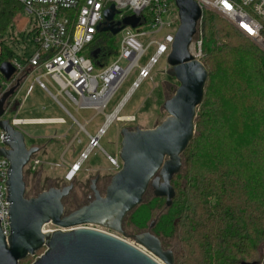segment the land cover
I'll return each mask as SVG.
<instances>
[{
	"label": "water",
	"instance_id": "95a60500",
	"mask_svg": "<svg viewBox=\"0 0 264 264\" xmlns=\"http://www.w3.org/2000/svg\"><path fill=\"white\" fill-rule=\"evenodd\" d=\"M175 5L180 25L167 61L171 69L168 74L179 87L164 103L167 120L150 130H121L122 167L111 178L104 195L92 186L94 199L90 204L66 214L64 201L75 189L73 183L27 197L25 169L40 149L29 148L23 131L3 119L5 103L15 88L0 100V129L6 133L3 142L7 146L0 149V156L10 162L6 185L11 227L6 238L0 224V264H19L43 248L45 253L34 264H175L174 252L152 233L163 212L146 232L126 236L124 231L127 218L144 203L149 191L154 198L165 200L164 212L173 207L172 181L183 171V155L196 135L197 112L210 78L204 64L193 53L194 38L203 17L201 6L195 0H175ZM115 14L111 6L98 31L116 36L126 27H138L140 19L136 17L114 23ZM97 54L98 51L92 53L94 57ZM0 72L10 79L15 69L4 62ZM48 225L55 229L45 232ZM99 228L130 237L136 245Z\"/></svg>",
	"mask_w": 264,
	"mask_h": 264
},
{
	"label": "trees",
	"instance_id": "16d2710c",
	"mask_svg": "<svg viewBox=\"0 0 264 264\" xmlns=\"http://www.w3.org/2000/svg\"><path fill=\"white\" fill-rule=\"evenodd\" d=\"M21 10L16 0H0V36L7 33ZM198 33L201 62L210 77L195 121L200 133L183 155L182 173L172 181L173 207L160 216L152 233L160 240L177 236L175 264L260 263L264 249V148L251 150L250 145L258 141L254 137L236 147L224 146V137H217L212 130L203 132L202 127L214 111L208 90L217 76L225 81L220 86L227 99L251 97L258 89L264 93V53L251 44H240L238 38L245 37L210 11L203 13ZM112 37L100 32L91 47L89 57L97 68L118 54L110 43ZM95 51L96 57L92 55ZM14 57L13 50L1 42L0 66ZM255 102L253 98L251 109ZM164 206V199L152 197L135 209L128 221L144 230L154 212Z\"/></svg>",
	"mask_w": 264,
	"mask_h": 264
},
{
	"label": "built area",
	"instance_id": "2783aa9c",
	"mask_svg": "<svg viewBox=\"0 0 264 264\" xmlns=\"http://www.w3.org/2000/svg\"><path fill=\"white\" fill-rule=\"evenodd\" d=\"M16 1L22 5L23 12L30 19L31 33L29 34L32 35L30 43L33 52L29 57L25 55L20 57L13 51L15 57L8 63L14 67L15 73L10 79H6L0 72L3 78L0 82V100L9 90L15 88L14 94L5 103L6 114L9 111L19 114L24 107L27 96L32 90L29 89L26 92L23 100L20 99V93L28 78L33 74H39L34 78L33 84L38 85L66 114L69 112L59 98L66 101L77 112L94 110L97 115L105 114L108 105L133 70L137 69L139 75L133 83L131 92L151 76L152 68L163 56L170 54L179 27L180 18L176 5L172 8L175 0ZM195 1L200 4L203 13L210 11L223 17L237 32L264 49V0ZM111 6H114L116 10L113 16L114 23L121 22L127 17L139 18L140 22L134 29L126 27L121 31L123 37L115 59L106 66L97 68L85 52L90 54L93 51L91 47L100 33L98 27L103 26L105 12ZM164 30L168 32L164 38L156 39V36ZM142 39L149 40L147 46L141 42ZM148 48H155V53L150 57L149 63L142 67L140 61L146 55ZM202 49V41L199 40L193 52L198 60L202 57ZM46 82L51 86L55 84L53 87L56 94H53ZM128 96L122 100L112 114L105 115V123L96 135L88 134L89 146L80 155L79 160L71 166L69 174L72 176L70 175L67 180L70 181L75 177L95 149H101L100 141L108 132L109 126L113 123L124 122L120 120L118 110L122 109ZM46 109L43 107L44 111ZM116 113V118L110 119ZM136 119L130 116L125 122L134 123ZM7 120L16 130L20 131H23L20 127L24 125L66 124L62 119L22 120L15 117ZM73 120L79 125L75 118ZM90 122L87 121L84 125H80V131H86V126ZM5 135L6 133L0 129V149H7L3 142ZM78 142L82 143L80 140ZM114 159L111 156L108 157L115 169L119 171L122 163L117 157ZM42 165L43 163L34 156L27 168L30 172L36 173ZM9 168L8 159L0 156V224L6 238L11 234L10 202H7L9 193L6 185L9 180L7 175ZM45 230L47 232L46 227Z\"/></svg>",
	"mask_w": 264,
	"mask_h": 264
},
{
	"label": "rangeland",
	"instance_id": "374dc122",
	"mask_svg": "<svg viewBox=\"0 0 264 264\" xmlns=\"http://www.w3.org/2000/svg\"><path fill=\"white\" fill-rule=\"evenodd\" d=\"M173 5L172 8L175 7V4ZM219 17L225 23L229 24L226 19L221 16ZM29 33H31L30 19L23 12V10H21V12L14 19L12 26L9 28L7 33L4 36H0V43L2 42L7 45L20 57H24V55L25 57H29L33 52V47L30 43L32 41V35ZM166 33L168 32L165 30L162 31V33H159L156 36V39L162 40ZM197 35L193 42V52L196 50V44L200 40L197 38ZM122 37L123 34L120 32L118 35L111 38L113 40L110 43H112V47H114L118 52L121 46L120 42ZM148 41L149 40L147 39L141 40L145 46H147ZM238 42L242 45L251 44L264 53L262 46L255 44L246 37L244 40L238 38ZM154 53L155 48H148L146 55L140 61V66H146L149 63L150 57L154 55ZM85 55L87 57L90 56L89 52H85ZM115 57L116 55L110 57V60H108L109 63L112 62ZM167 58V55L163 56L159 60L158 64L152 68L151 76L144 80L136 90L131 92L133 83L137 80L139 75L137 69L133 70L118 90L111 103L108 105L105 114L99 115H97L94 110H82L77 112L74 108L67 104L66 101L59 98L60 102L69 112V114H66L62 109L55 105L54 101L47 94H45L38 85L33 84L34 78L39 74H33L30 76L20 93V99L23 100L26 92L29 89L32 90L31 94L27 96L24 107L20 110L19 114H16L14 111H9L4 118L13 119L17 117V119L22 120L37 118H61L65 120L66 124H34L20 127L23 129L25 141L28 147L36 146V144L38 146H42L44 143L43 138L50 137L52 139L55 136L58 137L50 142L45 151L37 155L36 158H38L43 165L36 173L30 172L28 168L25 169L24 174L25 182L27 184V197H34L50 188H62L67 185L68 183H66V179L71 175L67 174L69 173L68 171L70 168L67 163L72 164L79 160L80 155L89 146L88 134L93 136L96 135L99 128L105 123V115L112 114L122 100L129 95L126 103L119 113V116L124 118L127 116L135 117L137 118L136 121L134 123H127L125 121L117 122L109 126L107 130L108 132H106V135L100 141L101 149H95L90 154L89 158L84 162L81 170L77 173L76 178L72 181L75 185V189L70 194L69 198L64 201L66 214L74 212L88 204V198L92 195L89 190V180L95 177V175L99 174L101 179L108 186L111 178L118 172L112 165L111 161L108 160V157L111 156L114 159L118 151L120 152L121 150V130L124 128H140L143 130H150L167 120L166 118L168 115L163 109V106L165 105L164 103L167 100L169 101V99L174 96L176 89L179 87V83L176 79L168 74L171 69L168 65ZM231 60L232 59L230 58V61ZM2 80L3 78L0 74V82ZM220 80L222 79L217 76V78L213 81L212 87L208 90V96L211 97V102L213 103L212 109L214 111L207 119V124L202 127L203 132L206 130H212L214 132L212 134L217 135V137H224L222 140L224 143L223 145L230 146V148L236 147L237 144L242 143V141H245L246 139H251L253 137L255 139L258 138V141L250 145V148L253 151L254 148H257L259 151L263 150L264 93L258 89L256 90V93L253 92L251 97H236V100H234L232 99L233 96H230V99H227L226 95L223 96V94L226 93L223 91L225 88L220 86L221 84H224L225 81L222 80L223 83L218 84L217 82ZM46 84L53 94H56V90L53 87L55 84L53 86L47 82ZM218 87L220 89H218ZM220 93L222 96H220ZM253 98L254 100L256 99V102L255 107L253 106L254 108L251 109L250 105ZM43 107H46L47 110L44 111ZM71 116L79 122V125ZM87 121L91 122L86 126V131H80V125H84ZM199 133L200 131L198 132L197 129H195V134L198 135ZM73 140V147H71L69 152L63 156L65 150ZM78 140L82 143H79ZM152 197V192L149 191L145 198L146 202L150 201ZM164 207L161 210L154 212V216L149 221L147 227L141 231L131 224L127 218L124 227L126 236H136L140 233L148 231L151 222L157 219L162 212L164 213ZM46 229L54 230L55 227L48 225ZM99 229L116 235L115 233L103 228ZM116 236L126 240L134 246L136 245L130 237L126 238L120 235ZM162 241L165 242L170 249H173L174 254L179 251V240L177 236ZM45 251L46 249L40 250L34 257L29 256L20 261L19 264H34L37 258H40ZM262 252L264 253V249H262ZM263 260L264 257L260 263L256 264H263Z\"/></svg>",
	"mask_w": 264,
	"mask_h": 264
},
{
	"label": "flooded vegetation",
	"instance_id": "af4514ba",
	"mask_svg": "<svg viewBox=\"0 0 264 264\" xmlns=\"http://www.w3.org/2000/svg\"><path fill=\"white\" fill-rule=\"evenodd\" d=\"M55 138L57 139L58 137L55 136V137L52 138V139H51L50 137H49V138H43V139H44V143H43L42 146H38V145L36 144L37 148L40 149V151L37 153V155L40 154V153H42L43 151H45L46 148H47V146L50 144V142L53 141ZM43 139H42V140H43ZM36 146H34V147H36ZM72 146H73V144H72ZM32 147H33V146H32ZM29 148H30V147H29ZM119 154H120V152L118 151V153L116 154V157L118 158V161L120 162ZM36 157H37V156H36ZM116 157H115V158H116ZM94 170H99V169H94ZM68 172H70V169H69ZM67 174H68V173H67ZM76 176H77V175H76ZM76 176L73 177V179L70 180V181L66 179V183H68L67 185H69L70 183H73L72 181L76 178ZM73 184H74V183H73ZM67 185H65V186H67ZM93 185L96 186L97 190H98L102 195L105 194V191H106L107 188H108V186H107L106 183L101 179V177H100L99 174L95 175V177H93V178H91V179L89 180V190H90V191H91V188H92ZM65 186H63L62 188H64ZM74 188H75V185H74ZM50 189H51V188H50ZM73 190H74V189H73ZM72 192H73V191H72ZM91 193H92V191H91ZM93 199H94V195H93V193H92V195L88 198L87 203L90 204V202L93 201ZM86 205H87V204H86ZM161 241H162V240H161ZM162 243H163V246H164V247L170 249L169 246H167V245L165 244V242L162 241ZM170 250L173 251V249H170ZM173 252H174V251H173Z\"/></svg>",
	"mask_w": 264,
	"mask_h": 264
},
{
	"label": "crops",
	"instance_id": "0c3cea01",
	"mask_svg": "<svg viewBox=\"0 0 264 264\" xmlns=\"http://www.w3.org/2000/svg\"><path fill=\"white\" fill-rule=\"evenodd\" d=\"M46 110H47V109H46ZM50 119L57 120V119H61V118H47V119H39V120H50ZM62 120H64V119H62ZM64 121H65V120H64ZM74 140H75V139H74ZM74 140L69 144V146H68V148L65 150L63 156L66 155V154L69 152V150H70L71 147H73L72 144H74ZM74 163H75V162H74ZM74 163H72V164L67 163V165L71 168V166H72ZM70 168H69V169H70Z\"/></svg>",
	"mask_w": 264,
	"mask_h": 264
},
{
	"label": "bare ground",
	"instance_id": "6f19581e",
	"mask_svg": "<svg viewBox=\"0 0 264 264\" xmlns=\"http://www.w3.org/2000/svg\"><path fill=\"white\" fill-rule=\"evenodd\" d=\"M120 111H121V110H118V112H120ZM118 112H117V113H118ZM117 113L114 114L110 119H115L116 116H117ZM119 117H120V120H121V121H126V118H127L128 116L125 117V118H124V117H121V116H119ZM33 125H34V124H33ZM36 125H41V124H36ZM49 125H50V124H49ZM70 171H71V170H70ZM68 174H69V173H68ZM76 175H77V174H76ZM76 175H75V176H76ZM71 176H72V174H71Z\"/></svg>",
	"mask_w": 264,
	"mask_h": 264
}]
</instances>
